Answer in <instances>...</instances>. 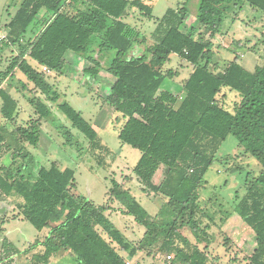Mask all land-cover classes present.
<instances>
[{"label":"trees","instance_id":"1","mask_svg":"<svg viewBox=\"0 0 264 264\" xmlns=\"http://www.w3.org/2000/svg\"><path fill=\"white\" fill-rule=\"evenodd\" d=\"M241 1L254 11L264 12V0ZM235 2L237 0H201L197 22L205 27L207 39L200 34L195 37L196 27L184 30L190 16L186 6L170 8L158 19L153 33L155 42L149 44L123 19L130 9L152 16L153 6L146 0L21 1L10 22L0 29L8 34L6 45L21 49L4 77L14 76L19 71L46 100H30L38 118L30 120L26 126H17L18 138L11 134L13 142L7 147L15 148L16 152L12 156L13 167L0 175V192L23 199L19 207L24 220L38 231L55 225L41 244L45 252L35 256L38 264H48L61 251L75 256L76 264H127L120 252L134 259L139 252L161 241L162 251L174 253L170 256L172 262L208 264L205 250L183 237L177 225L181 220L200 237L198 213L212 220L200 206L199 190L206 184L205 176L229 136L262 166L259 176L239 198L234 213L254 232L255 248L248 264H264V64L250 72L240 64L237 54L224 69L214 60V40ZM78 4L85 6V10L77 8ZM29 32L33 38L22 45ZM93 39L97 40L98 53L114 52L106 70L115 81L106 103L124 118L119 140L141 153L134 173L144 192L150 191L168 200L160 211L161 218L153 219L129 189L115 179L111 181V203H118L123 215L132 217L146 230L138 245L129 241L107 216L113 205L96 206L71 194L75 183L73 169L62 171L56 164L45 168L23 144L38 146L42 122L52 114L48 105L51 103L89 140L93 149H107L101 144L100 134L82 113L61 101L54 85L38 69L44 67L61 75L68 54L76 57L74 63L78 65L87 60L99 68L93 56H88ZM246 48L249 52L255 51ZM172 55L192 67L182 86L185 96L178 107H175L178 97L163 89L165 81L176 76L170 70L167 73L163 70ZM29 58L36 62V67ZM22 88L27 90L24 83ZM225 89L240 97L233 111L226 109L218 99ZM0 97L2 118L14 125L19 103L3 88H0ZM3 133L6 130L0 127V145L7 140ZM18 158L22 161L15 164ZM161 166L165 169L164 180L156 185L153 178ZM226 216L230 217L231 213L226 212ZM98 227L110 241L98 232Z\"/></svg>","mask_w":264,"mask_h":264},{"label":"rangeland","instance_id":"2","mask_svg":"<svg viewBox=\"0 0 264 264\" xmlns=\"http://www.w3.org/2000/svg\"><path fill=\"white\" fill-rule=\"evenodd\" d=\"M146 1L153 6L152 16L149 17L138 9H130L123 19L135 31L140 32L149 44L155 42L153 33L157 27V20L161 19L168 9H180L184 6L190 15L184 30L190 31L192 27H196L198 28L196 38L200 35L204 39L208 38L205 27L199 26L197 22L201 0ZM9 4L10 0H0V20L8 18ZM233 4L235 5L232 6L222 31L214 40V60L220 69H224L237 54L240 56V64L246 70L254 72L256 66L264 64V12L254 11L241 0ZM76 7L85 10V6L80 4ZM240 8L243 11L239 12ZM4 20L0 22V29L5 25ZM31 33L27 34L21 42L22 45H26L27 41L33 38ZM95 43L97 40L93 39L89 45L88 56H93L100 64L99 68L87 60L81 61L78 65L74 63L76 57L69 54L61 75L46 72L44 68L38 69L43 71L48 81L54 85L60 94V100L68 102L82 113L86 121L100 134L103 140L101 144L107 149H93L89 140L72 126L70 120L56 105L51 103L48 105L52 114L48 120L42 122L38 146L23 144L41 166L50 168L56 164L62 171L66 168L73 169L75 183L70 190L71 194L96 206L113 205V210H109L107 216L129 241L138 245L146 230L132 217L123 215L118 203H111V181L115 179L123 188L129 189L153 219L161 218L160 211L168 200L150 191L144 192L143 185L134 173L141 153L119 140L118 134L125 123L124 118L106 103V97L115 81L106 70L114 52L100 54ZM246 47L255 51L249 52ZM91 51L94 52L91 54ZM20 52L19 46L9 45H5L0 51V88L5 89L19 103L15 124L12 125L10 121L2 118L3 101L0 97V127L5 128L6 133L3 134L7 139L0 145V175H4L8 168L13 167L12 156L16 149L7 147L13 142L11 134L17 135V126H26L30 120L38 118L30 100H46L19 71H16L14 76L4 77L12 60L20 55ZM29 62L36 67L35 61L29 58ZM163 70L165 73L169 70L176 73L174 78L165 81L163 89L178 97L179 101L175 106L178 107L185 96L182 86L192 67L177 55H172ZM23 83L27 90L22 88ZM218 99L230 111H233L240 101L237 93L228 89L223 90ZM21 161L22 159L18 158L15 164ZM164 171V167L161 166L155 174L153 181L156 185L164 180ZM261 171V164L247 154L233 136H229L222 144L216 161L205 176L206 184L199 190L200 206L205 213L212 216V220L205 217L202 212L198 213L200 237H196L192 228L181 220L177 225V230L183 237L205 250L209 256L208 264H248V258L255 248L254 232L234 213V208ZM23 203V199L17 195L5 196L0 192V264H38L35 256L45 252V247L41 244L55 226L52 224L38 231L24 220L19 207ZM226 212H230L231 216L227 217ZM97 230L110 241L100 227ZM113 246L120 252L117 245ZM161 246L162 241L139 252L134 259H128L126 253H120L127 260V264H180L178 261H170L169 257L174 256V253L162 251ZM48 264H76V258L68 251H61L54 255Z\"/></svg>","mask_w":264,"mask_h":264},{"label":"crops","instance_id":"3","mask_svg":"<svg viewBox=\"0 0 264 264\" xmlns=\"http://www.w3.org/2000/svg\"><path fill=\"white\" fill-rule=\"evenodd\" d=\"M21 1L22 0H10V8H9V10H8V13H7V15H8V18L7 19H2V20H4L5 21V23L4 24H7V23H9L10 22V20H11V18L16 14V12H17V10H18V7H19V5L21 4ZM12 10H13V12H12ZM238 18V17H237ZM236 19V18H235ZM2 20H0V22H2ZM3 21V22H4ZM157 23H158V20H157ZM157 26V25H156ZM69 55V54H68ZM67 55V56H68ZM44 68V67H43ZM42 68V69H43ZM52 73V72H51Z\"/></svg>","mask_w":264,"mask_h":264},{"label":"built area","instance_id":"4","mask_svg":"<svg viewBox=\"0 0 264 264\" xmlns=\"http://www.w3.org/2000/svg\"><path fill=\"white\" fill-rule=\"evenodd\" d=\"M9 43V37L6 31L4 30H0V51L5 47L6 44ZM44 70L46 72H49V70H47L46 68H44ZM171 259V257H169V260Z\"/></svg>","mask_w":264,"mask_h":264}]
</instances>
